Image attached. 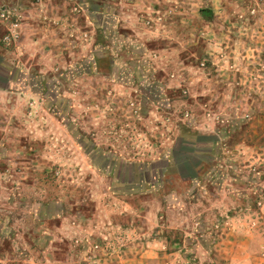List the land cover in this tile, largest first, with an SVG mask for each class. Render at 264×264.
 Masks as SVG:
<instances>
[{"label":"rangeland","instance_id":"rangeland-1","mask_svg":"<svg viewBox=\"0 0 264 264\" xmlns=\"http://www.w3.org/2000/svg\"><path fill=\"white\" fill-rule=\"evenodd\" d=\"M119 1L47 0L10 43L0 23L28 91L26 113L11 111L28 120L22 140L0 156V181L27 182L12 213L61 198L99 238L103 216L123 217L109 264H264V0H123V18L104 13ZM192 143L200 172L182 183ZM67 239L54 242L65 261ZM74 245L88 247L76 264H99L101 242Z\"/></svg>","mask_w":264,"mask_h":264},{"label":"crops","instance_id":"crops-1","mask_svg":"<svg viewBox=\"0 0 264 264\" xmlns=\"http://www.w3.org/2000/svg\"><path fill=\"white\" fill-rule=\"evenodd\" d=\"M46 1L47 0H39V3H30L26 0H22L23 3L17 6L20 21L18 28L15 30L16 35L19 34L18 29L25 24L35 25L41 21V13L45 11V6H47ZM5 2L6 0L3 1L2 4L0 3V6L7 5ZM121 3L123 4L122 7L116 6L113 8L107 6L104 13H112L117 18H119V16L123 18V16L131 11V6L124 3L123 0L116 4L119 5ZM118 21L120 22L119 19ZM13 54L14 51L6 48L2 43V38H0V125L7 126L4 128V132H0V156L10 155V150L5 141H10L12 138L22 140V131H25L24 129L22 130V125L26 124L28 121L26 117H20L17 115L13 116L11 113V111L20 112V110L21 112L26 113V110L28 109V91L26 87H20L18 85L20 81L25 79L24 76L26 73L22 70V63L16 60L13 57ZM39 65H41L42 70L47 68V64H44L45 66H43V64L39 63ZM16 125L20 128L19 134L11 133L12 126ZM24 135H26V132ZM252 139L253 141L248 146L256 147L257 144H255V142L259 138L258 136H253ZM192 146L195 148V151L192 152L190 156L184 158L183 163L181 164L184 165L185 170L187 169L189 175L187 174L184 176L182 174V166L180 167L181 174L179 177L182 183L196 181L200 172L199 166L201 163L199 161L195 163L194 161L196 156L201 154L198 153V143H192ZM214 147L215 145L212 143L210 148ZM196 148L198 150H196ZM175 155L176 154L173 153V156ZM177 165L179 166V162ZM23 186L26 187L27 182H23L22 180L12 182L11 179L6 176L0 181V190H7V197H4L3 200L0 198V264H76L77 258L75 257V254H88V247L86 245L82 246L83 248H81V245L76 247L74 245V239H84L86 237H90L93 241L98 240L101 242V250L99 253H101L103 257L96 261L90 260V262H98L99 264H109L113 262L112 258H115V256L109 255L112 249H110L109 244H105L104 241L108 240L111 235L114 236L117 233L115 230L112 232V228H116L118 231V229L123 227V217L116 216L113 219H110L108 216H103L101 221L98 220L100 221V226L98 225L97 228L98 231H100L99 235L102 236V238H99L95 229L93 230L92 227L90 228L91 222L94 220L90 216H86V214L84 216L85 218L83 216L80 218L77 214L78 212L65 214L63 209L64 202L61 198L50 201L48 206L45 205V203H42V207H39L36 213L28 214L26 208H24L25 211L23 213L20 212L14 214L11 211V207L15 197L13 195L11 196V193L12 190L22 189ZM74 205L76 204H73L72 206ZM43 208H47V210L45 211ZM52 211H54V213H52ZM30 220L35 222V226L39 231L38 236L33 239L36 246H32V243L29 245L28 222ZM74 220L81 222L82 225L76 226L75 224V227L80 228L77 229L73 227L74 225L72 226ZM133 222H135L137 227L139 226L137 220L134 219ZM133 222L131 221V232L134 233ZM110 232H112V234H110ZM65 236L68 237V249L66 250L68 259L66 261L63 259L64 257L62 255L63 249L54 243L57 240L64 241ZM41 239L46 241V245L41 243ZM29 246L33 254L37 253L39 255L42 254L43 256L33 257V254L30 255ZM130 252L132 254L134 252L133 243H131ZM114 253L117 254V250H115ZM132 257L134 256L132 255ZM114 262H116V260H114ZM235 264H253V262L247 261L245 263Z\"/></svg>","mask_w":264,"mask_h":264},{"label":"built area","instance_id":"built-area-1","mask_svg":"<svg viewBox=\"0 0 264 264\" xmlns=\"http://www.w3.org/2000/svg\"><path fill=\"white\" fill-rule=\"evenodd\" d=\"M17 8V6H0V22L4 24L7 29V34L3 39L4 43H10L16 39L17 35L15 30L18 28L20 21V15Z\"/></svg>","mask_w":264,"mask_h":264},{"label":"trees","instance_id":"trees-1","mask_svg":"<svg viewBox=\"0 0 264 264\" xmlns=\"http://www.w3.org/2000/svg\"><path fill=\"white\" fill-rule=\"evenodd\" d=\"M256 173L258 174V178H264V167L260 168V170H257Z\"/></svg>","mask_w":264,"mask_h":264}]
</instances>
